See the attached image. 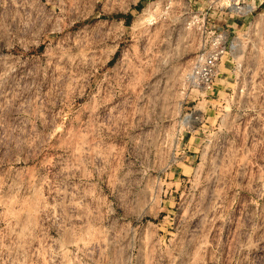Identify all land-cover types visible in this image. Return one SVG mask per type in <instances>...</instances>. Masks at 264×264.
Here are the masks:
<instances>
[{
	"label": "rangeland",
	"instance_id": "1",
	"mask_svg": "<svg viewBox=\"0 0 264 264\" xmlns=\"http://www.w3.org/2000/svg\"><path fill=\"white\" fill-rule=\"evenodd\" d=\"M245 2L213 14L204 90V0H0V264H264V0Z\"/></svg>",
	"mask_w": 264,
	"mask_h": 264
},
{
	"label": "built area",
	"instance_id": "2",
	"mask_svg": "<svg viewBox=\"0 0 264 264\" xmlns=\"http://www.w3.org/2000/svg\"><path fill=\"white\" fill-rule=\"evenodd\" d=\"M205 4L196 9L190 8L187 27L190 23L194 26L199 35V53L195 56L189 76L193 83L204 90L212 88L216 76V65L220 57L226 53V34L222 28L212 21L215 12H222L232 9L237 13L240 8L248 5L245 0H204ZM232 46V45H231ZM230 48V44L227 46Z\"/></svg>",
	"mask_w": 264,
	"mask_h": 264
},
{
	"label": "crops",
	"instance_id": "3",
	"mask_svg": "<svg viewBox=\"0 0 264 264\" xmlns=\"http://www.w3.org/2000/svg\"><path fill=\"white\" fill-rule=\"evenodd\" d=\"M127 9H128V8L126 7L124 10H120V11H119L120 15H122V14L125 15V14L127 13ZM119 19H120L119 21L122 23L124 17L121 16Z\"/></svg>",
	"mask_w": 264,
	"mask_h": 264
},
{
	"label": "bare ground",
	"instance_id": "4",
	"mask_svg": "<svg viewBox=\"0 0 264 264\" xmlns=\"http://www.w3.org/2000/svg\"><path fill=\"white\" fill-rule=\"evenodd\" d=\"M240 10H242V9H240Z\"/></svg>",
	"mask_w": 264,
	"mask_h": 264
}]
</instances>
